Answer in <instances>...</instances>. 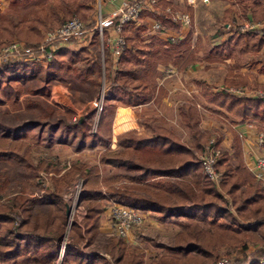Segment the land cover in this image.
Returning a JSON list of instances; mask_svg holds the SVG:
<instances>
[{
	"label": "trees",
	"instance_id": "1",
	"mask_svg": "<svg viewBox=\"0 0 264 264\" xmlns=\"http://www.w3.org/2000/svg\"><path fill=\"white\" fill-rule=\"evenodd\" d=\"M43 1L10 0L8 8L31 3L34 8L30 16L18 20L0 12V39L16 36L35 45L42 37V30L54 29L70 15L81 16L91 10L84 1L51 0L49 6ZM238 1L240 11L250 10L255 20L264 17V0ZM165 8L166 4H162L158 22L178 28L180 22L172 19ZM131 23L133 21L122 28L129 45L119 57L114 84L120 96L138 103L145 99L144 95L154 83L150 78L149 82L135 78V65H147L152 71L157 63L172 64L178 71H185L197 61V46L192 45V27L180 39L161 40L152 36L150 42L140 44L141 26L134 27ZM261 34L263 31L248 29L242 33L236 28L216 46L215 55L221 60L232 45L238 46L240 53L258 51L264 42ZM97 35L94 31L91 44L96 43ZM87 53L86 48H60L45 67L22 62L0 65V103L15 107L19 97L27 91L33 94L49 91L54 77L62 71H71L78 61L85 63L83 72L93 81L101 65L88 59ZM105 69H108L106 63ZM16 70L18 72L14 73ZM38 71L44 83L27 89L25 79ZM199 87L201 96L221 109L211 110L212 113L231 114L239 121L255 123L259 131H264V97L236 95L225 88L211 90L203 83H199ZM73 103L79 107L83 104L77 96L73 97ZM45 105L50 113L56 111L69 119L72 135L78 134L79 139L92 137L88 115L72 120V110L62 113ZM179 114L189 130L190 142L158 125L152 126L150 137L125 135L118 148L107 147L100 152L101 163L120 169L108 177L101 175L98 165L82 161H72L60 168L50 157H44L35 164L31 159V145L21 135L36 120L3 130L0 140L4 144H0V154L15 158L25 171V177L19 189L0 202V262L18 258L29 264L56 262L68 225L65 209L69 200L63 198V193L79 178V201L84 213L69 225L61 264H145L144 249L126 243L119 236H110L104 244L103 252L108 257L85 249L95 239L101 212L108 201L149 210L160 221L183 216V220L178 221L180 229L170 244L144 238L155 247L170 251L151 258L147 264H209L216 260L225 244L244 245L246 241L264 240V183L246 166L238 145L234 146L232 162L228 151L220 145V137L215 135L219 148L215 167L221 171L216 186L204 174L198 159L211 135L199 126L200 110L195 103H182ZM40 174L46 176L48 184H43ZM7 184V178H0V198ZM185 206L190 208L183 212Z\"/></svg>",
	"mask_w": 264,
	"mask_h": 264
},
{
	"label": "crops",
	"instance_id": "2",
	"mask_svg": "<svg viewBox=\"0 0 264 264\" xmlns=\"http://www.w3.org/2000/svg\"><path fill=\"white\" fill-rule=\"evenodd\" d=\"M78 1L85 2V0ZM131 1L133 0H98L96 2L97 4L99 3L102 15L107 20L105 35L113 34L112 24L116 17L117 8ZM143 1L146 5L141 10L138 18L133 21L134 27L141 26L138 32V36L140 35L139 37L143 38L141 41L143 43H148L152 36H157L161 40L169 38L172 40L180 39L185 36L192 27V45L196 44L197 46V61L190 64L185 71H178L172 67V69H170L171 71L166 72L167 70H164V68H167L166 66L157 65V74H151L146 71L141 75H136L135 73V78L146 80L148 77H153L155 80L154 87L148 91V94L144 95L145 99L138 103H133L120 96L115 89V93L118 95L110 97L117 100L115 101V111L118 112L124 109L125 113L128 115L127 117H129L128 121L132 120L130 113H133L132 115L135 116L136 114L134 112H140L141 119L138 123L135 122V131L122 132L117 138H115V135L118 133L115 131L113 132L115 135L110 139L99 138L105 142L104 147L98 148V146H96L95 137L92 139V137L86 136L83 139H79L78 134L72 135L68 118L58 117L57 119L36 120L34 124H31V127L25 129V131H31L30 134L37 130L36 134H33L34 137L30 136V139L27 141L25 137L27 135H21V138L23 139L25 137L24 140L31 144L33 148H36V146L41 147L39 148L41 152L38 153L36 159L32 157L31 151V159L36 164L41 158L50 157L62 168L64 167V165H62L64 162L63 160L71 154L75 160H71L72 158L67 159L68 163L72 161H82L88 164H96L102 176H111L118 173L120 169L99 161V155L102 150L107 147L113 149L118 148L119 141L125 134L137 137H150L153 134L152 126L154 125L169 129L183 139L173 130L172 125L169 124L170 122L167 123L170 118L166 112L167 109L177 111L180 119L179 121L181 122L182 119L179 114V107L182 103L191 102L197 105L200 112L201 109L205 110L207 113L209 112V115H206V119L202 117L200 119L199 126L201 130L210 132V136L216 135L220 137V145L228 151L232 162H234V146L235 144L238 145L241 157L246 166L250 169L257 156L264 151V146H258L255 143L256 135L259 132L257 126L253 122L239 121L237 117L228 113L225 115L212 113L211 110L221 109L207 102L201 96L199 83L205 84V86L211 90L225 88L230 91L231 88L235 87L245 88L249 92V95H247L249 97H254L252 95V90L264 88V42L258 51L240 53L238 46L232 45L230 51L225 53L221 60L215 55L216 46L221 41L227 39L236 28L242 33L248 29L263 31L261 36L264 40V17L255 20L250 10H246L245 12L240 11V2L238 0H193L192 2L189 0H155L153 4H149V0ZM9 2L10 0H0V9H7L9 7ZM94 3L95 0H87L85 2V4L91 8V11L96 5V3ZM162 4H166V8H170L172 11L188 13L190 22L188 24L180 22L178 28L160 25L157 15H159ZM4 12L6 11L4 10ZM249 24L251 25L250 27H244V25L248 26ZM88 44H83L78 48L71 47L68 49H88ZM110 71L113 75V70L111 69ZM231 81L237 84L233 85L230 83ZM46 92L37 94L54 96V94H51V90ZM184 93L188 94L189 97H186V95L184 96ZM182 94L183 97L181 96ZM140 95H143V93H140ZM193 97H198V99H194ZM76 116V114H73L72 120H75ZM113 122L118 123L119 121L114 117ZM183 125L187 128L185 124ZM188 134L189 138L185 141L190 142L191 136L189 130ZM33 148H31V150ZM92 150H94L93 156ZM105 169L109 170V174H102ZM262 182L264 183V181ZM113 203L115 202H107L105 209L100 215L98 232L95 239L91 244L87 245L85 249L100 244L102 247L101 249H89V252H99L108 257V255L103 252V248L108 238L114 236L109 219V210ZM189 208V206L182 207V211L185 212L189 210ZM139 210H141L144 215L142 225L132 229L123 237V240L128 244L142 247L144 249V254L145 252L148 253V251L154 252L158 247L151 245L147 247L145 245L143 238H148L149 236L143 237L145 234L143 231H156L159 236H164L167 228L166 225L174 222L176 225L170 236L171 241L168 243L160 240L163 244H170L174 234L180 229L178 221H182L183 216L173 217L167 221H160L153 212L145 209ZM139 230L143 231L140 232ZM228 247L229 245H223L219 252L223 250L227 251ZM15 261H17L16 264H29L20 259Z\"/></svg>",
	"mask_w": 264,
	"mask_h": 264
},
{
	"label": "rangeland",
	"instance_id": "3",
	"mask_svg": "<svg viewBox=\"0 0 264 264\" xmlns=\"http://www.w3.org/2000/svg\"><path fill=\"white\" fill-rule=\"evenodd\" d=\"M86 1L87 0H85V2ZM97 1L98 0H95V3ZM43 3L46 6H49L51 5V0H44ZM32 8H34L32 3L31 4H21V5L14 6V8L12 7V8H7V9L6 8L0 9V12H4L5 10L6 13H8L12 19L18 20V19L26 18L30 16V10ZM96 10H97V3L94 6V9L92 11L90 10L89 12H85L81 16L72 14L70 15V17L77 16L81 20L89 21L91 24H93L94 23L93 18L94 16H96L95 15ZM131 24L133 25V23ZM47 30H52V29L42 30L41 34L43 35V33ZM138 38L140 39L139 43L144 44L141 41L143 38L141 37H138ZM0 41H1L0 47L11 41H20V42L29 44L26 40L20 39L16 36H11L9 38H1ZM127 45L129 44L127 43ZM87 47H88L87 49L88 59L96 60L101 65V70L100 72H98L97 74L93 76L94 77L93 81H90L89 79H87L88 77L83 72L85 63L78 61L71 71H62L54 77L53 83L50 86L51 94H54V96L53 95L49 96L45 94L38 95L37 93L33 94L31 93V91H27L19 97L18 103L16 104L15 107H12L11 105L5 102L0 103V133L3 130L9 129V127L11 128V127L16 126L17 124H24L25 121L26 122L35 121V120L42 121L46 119H57L58 117H65L63 114L58 113L56 111L50 113L48 111L49 109H46L45 104H48L49 106H51L53 111L56 109L59 112L63 113V112H66L67 110H72L73 114L77 115L76 117L82 116V115H88L89 116L88 118L89 126H90L89 132L92 135V139L95 137V140L97 143L96 146H98V148L104 147L105 145V142L103 140H100L101 137L105 139H110L113 135H115L113 132L117 131L118 134L115 135V138H117V136L120 135V133L122 132L135 131L134 130L136 126L135 122L138 123L140 121L141 113L134 112L136 114L135 116L132 115L133 113H130L132 120L128 121L129 117H127L128 115L125 113V110L121 109L118 112H116L115 111V108H116L115 101L117 100L110 98L111 96H114V95L117 96L119 94V93L118 94L115 93L117 89L115 88V84H114V79L116 76V69L118 67L119 58L118 60H116L112 56L109 48L106 46H103L102 48L101 45L98 43V41H96L95 44H91L90 42ZM22 63L31 64L33 62H22ZM105 63L108 64L107 70L105 69ZM37 65L41 67H45L40 64H37ZM157 65L162 66L163 64L157 63L156 67ZM163 66L167 67V68H164L165 71L167 70L166 72L171 71L170 69H172V67L176 69V67L173 66L172 64H167ZM156 67L154 70L151 71L147 65H144V66L135 65L134 73H136V75H141L143 72L146 71L151 74L153 73L157 74ZM111 69L113 70V75L111 74L112 73L110 71ZM16 72H18V70H16L14 73ZM41 76H42L41 73H39L38 71L35 75L31 77H27L24 82V84L27 86V89H33L34 87L41 86L44 83V79ZM148 78H150V81L152 80V84L155 82L153 77H148ZM146 81L149 82L148 79ZM257 89L264 91V88H257ZM102 91H104V102H103L102 108H100L99 111H96L92 107L91 104H92L93 99L96 96H98V94L101 93ZM107 94H110V95L107 96ZM185 95L186 97H189L188 94L184 93V96ZM76 96L83 102L81 107L73 103V97H76ZM181 96L183 97V94ZM193 98L198 99V97H193ZM166 113L168 117L170 118V120L167 123L170 122L169 124L172 125L173 130L177 134H179L184 140H187L189 138L188 130L183 125L184 122L179 121L180 119L178 116V112L173 109L172 110L167 109ZM200 114L202 118L206 119V115H209V112L207 113L205 110L201 109ZM114 117L118 119L119 121L118 123L113 122ZM24 132L27 135L25 137L28 141L30 139V136L34 137L37 130L31 134H30L31 131H28V130ZM210 137H214V136H210ZM206 143L203 145V148L206 145ZM0 144L1 145L4 144V141L0 140ZM263 146L264 144L262 145V147ZM31 148H33L32 145H31ZM39 148L41 147L36 146V148H33L31 150L32 157L34 159H36L38 153L41 152ZM93 153H94V150H92V156H93ZM67 159L75 160L70 154L66 159L63 160L64 162L62 163V165L69 164L67 162ZM102 174L103 175L109 174V170L105 169L102 172ZM3 177L8 179V184L6 186L7 187L6 190L1 194V196L3 197L0 198V202L5 201L6 197H8L13 192L18 190L21 181L25 177V171L22 169V167L20 166V164L17 162L15 158L2 157L0 154V178H3ZM40 177H41V180L43 181V184L44 183L45 185L48 184V179L45 178L46 176L43 177L40 174ZM218 184H215V185L218 186ZM71 187L72 185L70 186V188ZM70 188L68 192L63 193V198L69 200L70 215H69L68 220L74 221V219L78 220L83 215L84 207L80 204L79 200L78 201L74 200V193H73V190H71ZM175 225L176 224L174 222L168 223L166 225L167 228H166V233L164 234L165 237L162 235L159 236L158 232L156 231H150V232L143 231V230H139V231L140 232L143 231L145 233L143 237L149 236L154 240V242H160V240H163L169 243L171 241L170 236L173 232V228H175ZM68 229H69V226L67 225L63 243L67 242ZM143 241L145 242V245L147 247H149L150 245L154 246L151 242L147 241L144 238H143ZM101 247L102 245L100 244L92 248H87L86 250L87 251L89 249L92 250L93 248L101 249ZM165 252H170V251H168L167 249H161L160 247H158V249H155L154 252H149V251L148 253L145 252L144 254L145 264H147L151 258L158 257L161 254H165ZM263 253H264V240L260 242H256V243L251 242V241H246L244 245L229 246L227 251L223 250L219 252L217 258L227 257L228 259L232 260L234 264H252L253 262H256L257 264H259L257 259ZM16 262L17 261H5V262H0V264H16ZM54 264H61V261L57 259Z\"/></svg>",
	"mask_w": 264,
	"mask_h": 264
},
{
	"label": "built area",
	"instance_id": "4",
	"mask_svg": "<svg viewBox=\"0 0 264 264\" xmlns=\"http://www.w3.org/2000/svg\"><path fill=\"white\" fill-rule=\"evenodd\" d=\"M192 2L193 0H189ZM149 4L155 3V0H149ZM146 3L143 0H133L126 4L119 6L116 10V17L112 24V35H105L107 20L103 17L99 3L97 4L96 16H94V23L81 20L77 16H72L66 19L58 27L47 30L43 33L41 39L35 44H26L20 41H11L0 47V65L10 62H33L46 66L54 56V53L60 48L80 47L83 44L91 42L94 31H97V41L103 48H109L112 56L118 60L122 51L127 47V42L122 34L123 25L135 21ZM166 11L171 13L172 19L177 20L183 24L190 22V16L186 12H175L170 8ZM158 26V25H156ZM249 24L244 27H250ZM231 92L236 95H249L245 88L236 87L231 88ZM254 97H264V91L260 89L252 90ZM104 102V91L98 94L93 101L92 107L99 111ZM255 143L258 146L264 144V131H259L256 135ZM219 155V148L216 145L214 137H210L203 148V151L198 155V159L202 166L204 174L215 184H218L221 179V171L217 170L215 163ZM253 175L264 181V151L259 154L250 167ZM45 177L44 174H42ZM45 185V183H44ZM81 187V179L79 178L73 183L70 188L74 193V200H79V192ZM109 219L112 226V233L119 237H125L134 227L142 224L144 215L138 208L130 207L124 204L113 203L109 210ZM68 226L72 221H68ZM64 244L59 250L58 258L61 261L64 251ZM259 264H264V253L257 259ZM209 264H234L232 260L227 257H220Z\"/></svg>",
	"mask_w": 264,
	"mask_h": 264
},
{
	"label": "water",
	"instance_id": "5",
	"mask_svg": "<svg viewBox=\"0 0 264 264\" xmlns=\"http://www.w3.org/2000/svg\"><path fill=\"white\" fill-rule=\"evenodd\" d=\"M65 213H66V217L69 218V215H70V212H69V204H66Z\"/></svg>",
	"mask_w": 264,
	"mask_h": 264
}]
</instances>
